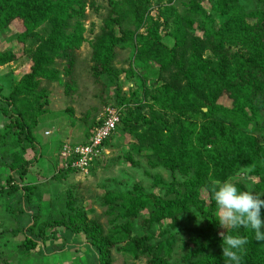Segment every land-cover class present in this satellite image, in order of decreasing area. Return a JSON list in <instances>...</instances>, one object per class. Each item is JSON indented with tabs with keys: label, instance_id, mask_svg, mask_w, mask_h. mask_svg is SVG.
<instances>
[{
	"label": "trees",
	"instance_id": "16d2710c",
	"mask_svg": "<svg viewBox=\"0 0 264 264\" xmlns=\"http://www.w3.org/2000/svg\"><path fill=\"white\" fill-rule=\"evenodd\" d=\"M259 1L261 6L246 11L240 0H188L184 15L161 8L160 23L149 14L152 4L163 0H108L109 10L91 44V76L97 83L104 75L119 77L123 71L113 66L117 49L131 46L149 19L147 36H138L137 67L146 72L143 77L169 74L168 81L157 86L153 93L145 90L152 102L149 117L135 118L138 125L132 123V111L123 117L124 105L137 102L135 92L128 98L117 92L111 98L112 104H103L122 109L118 126L123 124L124 131L136 133L138 141L145 143L138 152L151 155L150 165L158 164L170 171L173 180L165 183L157 178L153 182L162 190L161 195L146 192L140 185L127 194H109L104 203L121 207L126 224L107 235L101 225L87 220L80 209L73 207V202L67 204L70 214L59 220L39 223L36 213L21 227L26 234L21 248L30 251L40 245L44 255L69 249L68 244L53 245L49 251L43 248L60 227L69 236H84L81 244L91 249L95 264H112L110 251L114 247L133 259L145 256L147 264H170L176 234L171 231L155 237L150 231L165 220L174 222L178 216L195 212L203 224L186 230L183 264H224L221 225L215 215L212 187L231 181L241 189L252 185L256 193L264 194V1ZM88 6V0H0V31L7 30L15 20L25 29L22 35L44 24L49 26L48 34L33 52L28 73L22 75L8 96L0 95V101L6 104L2 113L8 119L0 135L4 159L0 196L18 194L24 212V202L31 204L37 193L35 186L20 184L41 157L33 135L35 119L30 114L44 113L40 100L46 90L42 84L64 83L69 88L73 83L76 52L86 41L84 21ZM194 24L201 36L191 35ZM162 25L170 29L172 45L162 42L159 32ZM14 60L13 52H0V66ZM150 62L158 65L157 72L151 70ZM224 97L230 100L229 107L218 103ZM30 99H34L37 109L31 108ZM167 115L172 116L171 121ZM28 116L33 118L32 123ZM82 120L85 143L102 121ZM113 135L103 141L102 148L109 147ZM11 140L15 141L16 151L5 161ZM23 140L33 151V160L24 158L25 149H17L16 145L21 147ZM247 176L258 177L259 182L253 184L245 179ZM202 190L206 198L201 197ZM145 212L147 217L142 215ZM135 220L139 231L142 233L146 227L148 234L131 237ZM228 234L246 236L249 240L244 246L242 264H264V241H256L254 232L241 228L228 229Z\"/></svg>",
	"mask_w": 264,
	"mask_h": 264
},
{
	"label": "rangeland",
	"instance_id": "374dc122",
	"mask_svg": "<svg viewBox=\"0 0 264 264\" xmlns=\"http://www.w3.org/2000/svg\"><path fill=\"white\" fill-rule=\"evenodd\" d=\"M92 1L94 2L93 6H90ZM187 3L188 0H174L172 3H166L163 0L157 5L153 3L149 15L152 20L162 23L161 8H170L175 13L184 15L188 8ZM261 3L262 1L259 0H240V4L246 11L253 10L255 5L261 6ZM88 5L86 8L87 18L84 21L86 41L76 52L72 73L73 83L69 85V88H66L64 83L42 84L46 90L45 97L40 100L44 113L40 116H37L38 113L30 114L35 119L33 135L36 139V151L41 157L33 163L22 184L35 186L37 195L31 204L28 201L24 202L25 212L21 211L18 194L6 197L5 205L8 209L6 213L14 214L19 227L27 225L31 221V216L36 213L39 214V223L47 219L59 220L66 217L70 214L67 204L73 202V207L80 209L87 220H94L101 225L104 234L107 235L126 224L121 207H118L116 203L110 205L104 203L109 194H127L133 190L135 185H140L146 192L161 195L162 190L154 186L153 182L157 178L165 183L173 180L170 171L158 164L150 165L153 162L151 155H143L138 152L139 148L145 147L143 145L145 143L141 144L138 141L136 133L130 134L124 131L123 124L118 126V131L110 140L106 153L96 162L88 175L82 176L75 172L58 171V153L61 144H81L86 139V128L82 119L90 121L92 118L97 120L101 117L104 109L107 108L103 102L112 104L111 98L115 93L118 92L120 96L128 98L131 92H135L137 102L133 101L124 105L123 117L127 112L132 111V123L138 125L135 118L149 117V108L152 106L150 98L145 95V90L153 93L157 86L166 83L169 78L167 72L162 73L161 77L155 78L151 74L143 77L146 72L137 67L139 64L137 50L140 46L138 36H147L150 30V21L147 19L137 32L132 45L117 49L113 66L123 71L119 77L104 75L101 82H95L91 76V44L94 36L99 33L109 5L108 0H88ZM193 27L191 35L201 36V32L196 29V24ZM24 30L22 23L15 20L7 30L0 31V52L10 51L15 54L14 61L0 66V95L4 97L8 96L14 86L19 84L22 75L28 73L33 52L40 39L45 38L48 34L49 26L44 24L27 35H22ZM159 32L162 42L172 45L170 29L162 25ZM157 69L158 65L151 63V70L157 72ZM129 72H133L137 76L129 74ZM33 101L34 99H30V106L37 109L38 105H35ZM218 103L225 107L230 106V100L225 97L219 99ZM4 106L6 104L0 101V135L5 131L8 122L7 117L2 113ZM31 116H28L30 123L33 122ZM167 119L171 121L172 116L167 115ZM139 130L138 132H141L142 129ZM259 139L262 140V137ZM14 144L15 141L10 142L4 154L5 161H9L12 153L16 151ZM16 146L19 151L26 150L24 154L26 160H33L34 153L28 143L23 140L21 147ZM1 155L3 154L0 150V170H3L1 164L4 159ZM175 176H177L176 180L181 182L178 175ZM245 179L250 180L253 184L259 182V178L255 176H247ZM235 180H240V178ZM248 188L253 190L252 185H247ZM201 197L206 198L204 190L201 192ZM113 207H115L114 210ZM2 214L1 211L0 218H4L5 215ZM142 215L147 217L146 212ZM215 215L217 216V209ZM3 218L0 222L6 224ZM137 223L138 221L135 220L131 237L148 234L146 227L141 233ZM202 224V219L194 212L191 215L178 216L174 222L165 220L162 224L152 228L150 232L155 237L162 233L174 232L177 240L169 262L170 264H183V255L187 251L183 243L187 235L186 230L199 227ZM8 225L6 224V227ZM226 230L222 226L219 228V232ZM50 231L47 232L50 233ZM65 232L60 227L55 229L54 237L47 240L43 248L50 250L53 245L59 247L63 244H68L71 247L60 253L54 252L48 255H44L40 245L30 251L19 248L18 245L20 246L26 238L24 233L4 235V237H0V264H95L91 249L85 244H81L84 241V236L82 234L69 236ZM29 234L31 233L28 232ZM123 244L120 243L119 246H123ZM110 252L112 264H147L145 256L133 259L124 251L117 250L116 247L112 248Z\"/></svg>",
	"mask_w": 264,
	"mask_h": 264
},
{
	"label": "clouds",
	"instance_id": "9594fccd",
	"mask_svg": "<svg viewBox=\"0 0 264 264\" xmlns=\"http://www.w3.org/2000/svg\"><path fill=\"white\" fill-rule=\"evenodd\" d=\"M217 207V220L227 229V234L220 232L224 264H242L244 246L249 243L246 236L228 234V229L241 228L254 232L256 241H264V194L254 190L241 189L235 183L225 181L212 187Z\"/></svg>",
	"mask_w": 264,
	"mask_h": 264
},
{
	"label": "built area",
	"instance_id": "2783aa9c",
	"mask_svg": "<svg viewBox=\"0 0 264 264\" xmlns=\"http://www.w3.org/2000/svg\"><path fill=\"white\" fill-rule=\"evenodd\" d=\"M117 107H107L98 120L99 124L87 142L81 144L63 143L58 153V171H72L82 176L88 175L97 161L106 153L103 141L109 139L121 121V111Z\"/></svg>",
	"mask_w": 264,
	"mask_h": 264
},
{
	"label": "crops",
	"instance_id": "0c3cea01",
	"mask_svg": "<svg viewBox=\"0 0 264 264\" xmlns=\"http://www.w3.org/2000/svg\"><path fill=\"white\" fill-rule=\"evenodd\" d=\"M22 183L23 182H21L20 185L23 186L24 184H22ZM6 202H7V198L6 197H3V196H0V212L2 211V213H3L2 215H5L4 218L3 217L0 218V221L3 218V219H5L4 222L6 224H9L6 227V224H3V222L2 223L0 222V237H4V235H7L8 236V235H11V234L17 235L19 232L22 233L21 232V227H19L18 226L19 224L17 225V223H16V219L14 217V214L12 215V213L10 211H9L10 212L9 214L6 213V211L8 210L5 207ZM18 247L21 248V246H19V245H18ZM47 250H49V249H47ZM51 254H53V253H51Z\"/></svg>",
	"mask_w": 264,
	"mask_h": 264
}]
</instances>
